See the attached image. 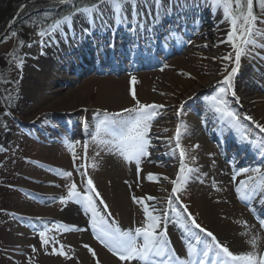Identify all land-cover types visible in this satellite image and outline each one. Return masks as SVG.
Instances as JSON below:
<instances>
[{"label":"rangeland","instance_id":"rangeland-1","mask_svg":"<svg viewBox=\"0 0 264 264\" xmlns=\"http://www.w3.org/2000/svg\"><path fill=\"white\" fill-rule=\"evenodd\" d=\"M210 1L212 2V0ZM151 3L152 0H148V4L150 5ZM256 3L257 7L255 8V6H253V10L255 8L256 12L263 14V16L258 18L256 22V29H258L259 34L253 37L259 47L253 48L250 52L242 55L241 59L246 63L259 66L264 63V23H260V21H264V10L260 8L259 0H256ZM44 6H46V4L43 3H36L28 6L26 14L29 15L31 13L34 15L36 14V9L43 8ZM149 7L150 6L143 7L141 9V15L138 16L134 22L133 20H127L125 22L118 23L109 12L108 18L114 22L116 29H113L112 33L99 40L100 43L102 44V41H105V39L109 37L108 40L111 44L106 46L110 45V47H113L112 39L114 38L112 37V34H117L115 36L119 37L121 33H125L123 28L120 27L122 24L131 22L136 23L139 18L144 20L148 19L150 17ZM213 8L215 11L217 9L221 11L218 12L217 15L222 13L224 16L222 7H215L213 5ZM152 13L156 18L158 17L157 13ZM26 14L23 16L24 19L18 18L15 22L18 24L25 22L27 19ZM125 15L130 16V13H126ZM29 17H31V15ZM99 19L100 18L96 19L95 22H92L91 18H86L84 15H75L70 26L65 24L55 33L42 38L34 33L33 30H28L31 27L28 22H26L27 25L25 23V26H27L26 29L21 30L22 33H28L27 35L29 37V41L23 51V60L19 67V79L17 76L18 81L16 83V87L14 88L13 96L8 98L10 101L18 100V103L21 102V104L18 107L13 106L12 109H14L12 110V115H8L7 120L9 121L6 123L3 122L0 125V168L1 170L8 171L10 174L11 178L9 179V182L16 177V180L22 189L29 192H27L28 197H25L23 200H15L14 198L11 200V197L6 196L8 198H5L4 200L0 198V203L3 204L8 202V205H10L9 209L16 215H20L34 221H40V223L37 224L40 228H44V224H47L48 227L52 229L48 235L55 236L58 243L55 245L49 244L46 247H41L39 236L36 235L33 230V226L31 224L28 225L27 221L21 226L28 231L27 234H22L20 231L18 232L16 230L17 232L13 237L10 235L8 236L5 231L9 229V227L7 228V226L1 222L2 218L0 217V240L6 242L8 245L5 248L7 252L4 250L0 251V264H97V260L99 261V264H102L98 254L99 251H102L105 255H107L110 258V261H115L111 258L109 251L99 242V240L96 239L97 234H93L88 237L86 236L85 231L59 232L54 229L53 225L56 222L63 223L70 227L78 226L73 224L75 215H68V221L57 218L52 221V219L49 218L41 220L40 217L42 216H35L31 212L32 210L42 206L54 215L59 214V211L66 207L69 202L68 201L66 204H61L59 202V198L61 196L67 197L68 189L66 185L74 182L77 185V190L83 195V189L89 178L93 181L94 187L100 193L101 198L109 208L111 216L116 219L114 221L117 225L118 223L120 224L119 218L111 211L103 195L104 186H109L107 184L109 181H104L102 173L103 162L108 158L114 159L117 163H123L125 167H127V164H131L127 169L130 173L129 175L132 178V181L133 175L138 177L135 178L136 185H132V187L127 188V193H129L128 198L135 205V207H132V211H135L134 208L138 209L141 217L139 223H134V214H132V225L124 228V231H130L134 230L136 227L142 226L144 222L142 212L144 205L140 204L141 206L137 207L138 203L133 201V196L135 195H131L133 190H141L140 181H145L147 185L152 183L158 186L160 190L159 194L162 193L159 195L161 196L159 198V202H161L159 213H163V209L168 208L167 198L171 194L173 187L171 181L175 180L179 172V153L181 149L186 152L185 164L188 167H194L197 165V160L200 156L206 155L207 157H213L215 154H218L219 151H223L225 154L231 155V159L233 156H236L235 151L236 148H239V141H237L234 145L236 148L230 146L228 150H225L221 148V144H218L215 139L210 138L212 135L215 137L218 136L219 139L217 141L219 142L220 140L223 142L226 140L224 138H228L229 135H232L230 130H228L227 134H225L224 130L228 125L221 127V122L216 121L219 119L213 110V103L211 100V97L217 94V82L222 79H218L212 84L209 83L212 81L211 77L215 75L216 72H221V69L214 66L218 61H216L215 57L212 55L215 54L213 51H203L202 57L198 58L199 49L195 48L193 38L187 39L185 47L179 53L167 55L165 57L166 61L164 60L163 62L151 65L152 68L150 70L132 69L131 71V61L125 63L123 59L118 64L120 67L116 68L117 72H111V65L106 63L101 67H98L99 65L97 64V61H100L103 58L100 55L101 50L95 49L96 47H90L91 50L84 52L83 55H86L85 59L91 63L93 62L90 59L95 58L93 59L95 62V64L93 63L94 70L89 72L86 70H80L78 73L80 76H74L76 79L70 80L67 82L65 87L59 88L57 81L62 80L63 76H73V74L69 73L68 68L71 64L73 65L76 62L78 63V54L72 53L71 56L62 58L60 63L57 62V60H59L57 55L56 61L53 63L51 68L52 72L50 73L48 79L50 82H48V84H50L48 86L49 89L46 90V86L39 91L43 93L42 95L38 93L37 95L32 96L28 90V86L31 87V84L34 82V75L37 71L34 67H37L39 58L47 51L48 44L52 43L51 48L56 51L59 46L67 40L69 35L71 38H74L75 34L71 31L74 23L80 26L77 27L79 28L77 31L83 32L85 30L84 33H91V31H96L95 29L99 26ZM210 19L214 18L210 17ZM225 23L226 31L219 40L226 43V45L224 43L225 47L223 50L227 51L226 53L221 51L222 57L228 55L229 53L232 54V59L230 61L224 60V63L228 65V71H230L231 67L235 65V52L231 47V44L226 42L228 32L231 30L230 21L225 19ZM6 24L3 25L2 31L0 32V55H7L15 43L12 33L6 31ZM106 25L104 24V26ZM142 27L147 29V26ZM8 29L10 28L8 27ZM173 35L177 40L180 37V33H174L170 37ZM164 40L165 39H162L161 41L164 43ZM151 42L153 43V41ZM151 42L149 41V43H146L148 48ZM210 43L211 42H209V44ZM29 45L31 46L29 47ZM91 45H94V43H90V46ZM67 47H70L69 43ZM249 47L251 48L252 46ZM113 48L123 50L126 54L130 51V47L126 45H120ZM109 53L111 52H108V54ZM160 57L163 59L162 55H160ZM189 59L190 63L186 69H182L178 66V62L185 63ZM59 64L67 67V72H65V70L59 71ZM119 69L120 71H118ZM5 74L10 75V69L0 73V76L3 77ZM224 75H227L224 71L218 74L219 77ZM133 76L136 79L135 84L130 83ZM3 81L4 80L2 79V83H0L1 87L3 84L5 85ZM57 89H61L62 91L56 95L54 90ZM131 91L135 92L136 98L141 104H157L163 106L156 110V115L152 121V126L149 131L148 158H141V162H144V164L147 163V166L159 163L156 167L162 170L164 174L158 177L157 181L150 182L146 179V176L143 177L144 169L141 164V172L139 176L136 175V164L134 161L129 163L114 152L101 150V148L98 147L91 138V133L95 129V124L98 122V118L102 119L105 112L123 113L124 117L128 116V113H125L123 110L135 106V101L132 99L130 94ZM149 96H151L153 100H150ZM195 98H198L203 102L205 101L210 105V107L212 106V109L208 111L200 108V110L197 111L196 106L198 104L195 102ZM226 99L228 101L229 109L238 116L240 128L237 130L244 135L253 136L257 128L252 126L249 121L243 119L247 111H244V107H240V105H238L239 103L233 100L231 93L227 95ZM248 100V104H250L249 109L252 108L254 110L256 98H248ZM182 105L186 106V109L177 118V112L181 109ZM210 114L211 116L207 119V116ZM185 116L192 118L194 121L198 120L197 122L199 123L202 122L203 124H206L207 141L203 150L201 144L197 141V135L193 139V137H189L190 135L185 133L186 130V132H188V129L194 128L186 127L181 129V134L183 133L179 139L181 148L175 147L177 143L175 138L176 136L173 137L171 133L174 130L176 134L177 127L178 125H182L181 123H183ZM248 116H251L254 121L264 124L263 120L261 121L256 118L252 111H250ZM5 125L7 127H5ZM30 125H32L34 129H31ZM36 125H39V129ZM26 129L28 133L24 131ZM55 130H58L59 133ZM50 134H52V136H50ZM260 136L264 138L262 134H260ZM21 141L25 142L23 147L24 151H20L19 149L21 148L19 147ZM65 141L71 145V149L66 146ZM85 145H87L86 151ZM195 145H199V147L194 148ZM257 150H264V140L262 138H258L255 146L252 144L241 151L238 156V161H234V163L238 166L239 164L242 165V162L245 161L246 165L237 169L236 172L247 178L248 176H254L257 180H259L260 177L255 173H252L251 171L247 173L244 172L245 169L250 170L259 168L261 170L260 176H264V158L262 160L257 158ZM13 151H17L18 155L19 152H21V156L23 157L16 160L14 167L10 166V164L13 163L10 160L12 156L10 153ZM251 152L253 156L256 157L254 161H251L252 157L248 159L245 157L246 153ZM74 154L76 157L75 160ZM193 156L196 158L194 163L191 159ZM2 163L4 164L2 165ZM4 171H0V175H2ZM58 172H72L73 175L70 179H64L57 175ZM81 173H86V175L82 176ZM141 177L143 178L140 179ZM164 177H167L168 179H164ZM125 184L126 186H130L128 183ZM2 193L5 195V192H2L1 190L0 195ZM210 193L207 196V200H211ZM177 195L179 196L180 202L188 207V212L192 214L197 222L202 227L207 228L206 223L201 220L198 209L193 202L190 181L181 187V191L177 193ZM141 196H143V194ZM34 197L37 198L34 199ZM135 197L138 198V196ZM173 200L175 201V197H173ZM81 206L82 208L78 210L79 212H77L78 217L85 214L83 205L80 204V207ZM173 207L179 208V205L173 203ZM1 208H3L2 205H0V209ZM180 210L182 212L183 209ZM168 215L172 216L171 221L176 220V215L170 210ZM76 228L81 229L85 228V226L83 224L82 226H78ZM81 235L86 236V238H81ZM69 237H73L72 239L74 241L69 239ZM60 245L65 246L64 251L70 258L66 259L64 256L52 254L53 246L57 249V251H60ZM84 245H88L94 250L96 253L95 259L92 254L89 253L88 249L84 247ZM33 246L37 249L36 252H33ZM247 246V251L253 250L251 245L248 244ZM263 247L264 246H261V244H258V251L264 252ZM79 254L82 255V258H84L83 262H81V259L78 256ZM12 258L19 261L12 263ZM112 262L109 264H114ZM123 263H126V261H119L116 264Z\"/></svg>","mask_w":264,"mask_h":264},{"label":"snow or ice","instance_id":"snow-or-ice-1","mask_svg":"<svg viewBox=\"0 0 264 264\" xmlns=\"http://www.w3.org/2000/svg\"><path fill=\"white\" fill-rule=\"evenodd\" d=\"M60 5L71 4L72 10L55 20L47 29H44L38 33L41 37L49 36L55 33L58 29L65 24L71 25L72 19L75 15H84L86 18H91L97 14L102 15L106 9L116 19L118 23L125 22L127 20H135L141 15V9L145 6H150L148 0H89L83 4V6L76 7L80 0H56ZM152 3L157 8V14L162 5V0H152ZM212 4L215 7H222L225 19L230 21L231 30L227 35V43L231 44L235 52V65L228 71L227 65L224 68L223 80L218 81L216 87V95L211 97L213 103V110L215 113L220 114L222 119H226L227 123L232 128L239 129V119L228 107L227 95L231 93L236 102L239 103V98L236 97L234 90V77L238 72L242 55L250 52L253 48L259 47L253 39L254 36L259 34L256 29V22L258 17L254 14L253 6L254 0H212ZM259 6L264 10V0H259ZM22 10V9H21ZM126 13H130V16H126ZM264 23V21H260ZM13 36L17 33L13 32ZM23 45V41H21ZM31 45H29L30 47ZM249 46H252L251 48ZM223 60L230 61L232 54L222 57ZM19 66V65H18ZM223 74V73H222ZM130 83L135 84L136 79L133 76ZM132 99L135 101V106L132 108H126L123 111L128 113L127 117H124L123 113H108L103 114V118L99 119L95 124V129L91 133L92 140L103 151L114 152L121 156L126 162H135L137 175L141 172L140 163L142 157L149 155V131L152 126V121L155 118L156 110L163 107L157 104H141L136 98L135 92H130ZM183 112V105L177 112L179 117ZM244 120L255 128L259 129L261 133H264V124L256 122L251 116L244 115ZM5 127H7L5 125ZM181 127L178 125L176 131V148H181L179 139L181 136ZM242 140L247 141L248 136L242 134ZM66 146L71 149V145L65 141ZM199 145H195L194 148H198ZM87 145H85V151ZM99 154V153H97ZM74 154V160H75ZM180 166L179 172L171 183L173 185L171 194L167 198L168 209H165L162 215L154 214L157 209L150 204H145V200L154 201L156 198L149 195L144 198H137L133 196V201L144 205V222L142 226L136 227L134 230L122 231L117 223L113 220L110 224L97 210L96 200L100 204H104V211H107V205L101 198L100 193L96 190L91 179L87 180L86 186L83 189V195L77 190V185L73 182L66 185L68 192L67 197L61 196L59 202L66 204L68 201H74L83 205L85 214H91L89 219V225L91 226L93 233L96 235V239L110 252L113 256H116L120 261H137L138 264H208L211 254V264H264V252L258 251V239L253 237L247 241L252 247V251L243 252L240 254H234L228 247L222 245L211 232L197 223L196 219L188 212V207L179 200L177 193L181 191V187L186 185L191 179L194 173L198 172V169L188 167L185 164L186 152L181 149L179 153ZM193 163L195 157H191ZM94 166V165H93ZM251 171L259 176V180L254 176H248L247 180L239 181V187L235 189L238 199L242 202L253 200L258 193H261V199L259 202L264 205V176H260L261 170L259 168L245 169L247 173ZM57 175L64 179H70L72 172H58ZM86 175V173H81ZM236 175H239L237 173ZM148 181H157L158 177L152 173H149L146 177ZM164 179H168L164 177ZM235 180V175L233 176ZM215 187V185H214ZM94 193L95 197L91 194ZM175 197V201L173 200ZM173 203L179 205L180 209H183V214L186 215L188 221L191 222L190 226L184 224L182 221V214L176 208L173 207ZM150 208L152 209L150 211ZM169 210L177 217V221L182 223L185 232L191 235L197 245H202L197 249L192 243L187 246L188 259H180L175 251L169 247L166 239V231L160 230L162 219H166ZM251 210V209H250ZM39 219V218H38ZM246 225V222H245ZM261 228H264V220L260 221ZM54 229L59 232L80 231L81 229L74 226L70 227L60 222H56L53 225ZM192 229H198L204 236L210 237L211 240H201V238L192 232ZM52 231L47 224H44L43 230L39 231L41 247H46L49 244L55 245L58 243L55 236H49L48 233ZM243 234V233H242ZM64 245H60V251L53 246L52 254L64 256L66 259L70 258L64 251ZM92 254L93 258H96L94 250L84 245ZM33 252L37 249L35 246L32 248ZM97 264L99 261L97 260Z\"/></svg>","mask_w":264,"mask_h":264},{"label":"bare ground","instance_id":"bare-ground-1","mask_svg":"<svg viewBox=\"0 0 264 264\" xmlns=\"http://www.w3.org/2000/svg\"><path fill=\"white\" fill-rule=\"evenodd\" d=\"M171 2V0H162V3L165 4ZM178 5L180 6V9L177 8L176 10H181V12H184V8L187 11V15L191 20L193 18H196L199 20V23L195 25L194 28V46L196 49H199L198 51V58L202 57L203 51H213L215 54H212L215 57V60L218 61L215 63V67H219L221 69V72L224 71V68L227 64H225L224 60H222V52L226 53L227 50H223L226 43L221 42L219 39L223 36V34L226 31L225 28V19L222 14L215 15L213 18L210 19L209 14L211 12L202 7V5L197 1L190 3L186 2V5H180L183 3V0H177ZM167 8V7H166ZM150 17L146 20L139 18L136 24L139 25V28L142 27L141 24L145 23V25L149 26V29H154L155 25L154 22H156V18L152 12L157 13L156 6L151 3L150 4ZM152 9V10H151ZM193 10V11H192ZM108 13L106 9L103 11L101 20L99 24H110L111 26H114V22L108 18ZM100 15V14H98ZM96 15L95 17L99 16ZM181 18V17H180ZM195 20V19H194ZM97 26V24H96ZM133 26V24H131ZM73 27V26H72ZM80 27V26H78ZM74 30L78 29L77 27L73 28ZM181 30V29H180ZM174 31V30H173ZM170 31L165 34L167 36ZM196 38V39H195ZM218 40V41H216ZM192 42V40H191ZM209 42H211L209 44ZM225 43V45H224ZM51 44H48V49L46 52L42 54V57L39 58L37 67H34L37 71L34 75V82L31 84L32 86H28V90L32 94V96L37 95L40 93L41 95L43 93L39 92L42 90V88L48 86V75L50 73V68H52L53 63L55 62L56 56L60 54V52H57L51 48ZM190 63V59L183 63L178 62V66H180L182 69H186L188 64ZM236 65H233L234 67ZM228 67V65H227ZM231 67V68H232ZM89 68V67H87ZM254 70V71H253ZM231 71V70H230ZM221 72H216L215 75L211 77L212 81L209 84H212L216 80H218L219 77L218 74ZM260 72L263 73L260 76ZM223 77V76H222ZM67 79L63 78L59 82V87H65L67 84ZM50 83V82H49ZM234 90L236 97L239 98V104L240 107H244V111H247V115L250 114V111L253 112V114L256 116V118L263 120L264 122V64L259 66H254L252 64L246 63L243 60L240 61V65L238 68V72L234 77ZM185 85V84H182ZM62 91L61 89L54 90V93L56 95ZM261 92V93H260ZM249 96V97H248ZM150 100H153L151 96H149ZM248 98H256L255 104V112L252 108L249 109L250 104ZM196 99V98H195ZM235 100V98H233ZM246 99V100H244ZM236 101V100H235ZM119 102V101H116ZM200 106H196L198 109L202 108L204 110H208L211 108L208 104L205 105L203 101H199ZM203 103V104H202ZM192 107V106H191ZM186 109V106H183V111ZM210 115L207 116V118ZM182 127L183 128H194V129H188V132L185 131L187 135H190L189 137L195 138L197 135V141L199 144H201L202 150L205 148L204 145H206L205 138L202 137V134L205 129V125L201 122L194 121L190 117H184ZM255 118V119H256ZM176 124V123H175ZM262 124V123H261ZM259 131V130H258ZM255 132V134L250 138L249 142L254 143L258 137L264 138L260 136L262 134L264 136V133H261L259 131ZM183 132V131H182ZM183 134V133H182ZM237 134V133H236ZM171 135L175 136V131L173 130ZM238 137L242 140V135L238 134ZM242 149V147L240 148ZM241 152V151H240ZM239 153V152H238ZM261 151H258V156L261 154ZM248 156H253L252 153L248 154ZM264 157V153L262 158ZM144 162H141L143 164ZM131 165V164H129ZM123 165V163H117L114 159L108 158L103 162V177L104 181L108 180L107 185L104 186L103 189V195L108 203L111 211L119 218V222L121 227L124 229L127 226L132 225V214H134V223H139L141 217L140 213L138 212V209L134 208L135 211H132V207H135L133 202L128 198L129 193H127V188L132 187V185H136V180L133 175V181L130 177V173L128 172V167ZM156 165H159V163L152 164L147 166V163L145 165H142L144 169L143 177L152 173L157 177H160L164 174V172ZM193 168L198 169V172L194 173L192 176V179L190 180V186L192 187V198L193 202L195 203L199 216L204 223L207 225L208 231H211L217 238V240L224 246L228 247L231 252L234 254H240L243 252H246L248 250V244L247 241L253 237H257L258 244L261 246H264V228H261L257 223H255L248 213H251L254 216H262L264 214V205H262L259 200L261 199V193H258L256 198L253 200L245 201V203L248 204L247 212L241 208L237 202L241 201L237 197V193L235 189L239 187V181L244 180L240 176H235V180L233 179V176H230V174L233 171V167L228 165L227 162L225 164V161L222 160L218 155H214L213 157H207L206 155L200 156L197 160V165H195ZM141 177L140 179H142ZM126 181V182H125ZM125 183L130 184V186H126ZM141 187L140 191L133 190V193L131 195H135L140 197H147L149 195L153 197H160L159 195V188L155 184L147 185L145 181L139 182ZM215 185V187H214ZM233 190V194H232ZM142 192V193H141ZM211 192V193H210ZM141 193V194H140ZM211 196V200H207V196ZM51 194V193H50ZM143 194V196H141ZM140 195V196H139ZM151 204H154L155 201H148ZM156 205V203H155ZM251 209V210H250ZM33 215L35 216H42V217H50L53 216L63 219L64 221H68V215L72 216L74 213L73 207H68L66 210H64L63 214L56 216L53 215L51 212L44 208L38 207L35 210L31 211ZM182 221L184 224H186L184 218L182 217ZM74 222H77V218L74 220ZM246 222V225H245ZM168 229L170 230L169 234L171 233V245L169 247L175 251L176 254L183 253L185 249H187V246L189 243H192L197 249L201 248L202 245H197L194 238L187 234L182 226L181 222H178L176 220L175 223H169ZM166 226L160 225L161 231H167L168 230ZM168 230V231H169ZM26 233V231H24ZM175 232H179L182 239H179L178 242H175L173 239V236H175ZM243 233V234H242ZM201 240H208L210 241V237L204 236L203 233L197 234ZM73 237H69V239H72ZM81 238H86V236L81 235ZM73 240V239H72ZM74 241V240H73ZM187 245L186 247H183ZM250 245V244H249ZM264 248V247H263ZM99 257L102 264H109L110 261L109 257L105 255L102 251H99ZM185 255V254H184ZM81 259V262H83L84 258H82V255H78ZM211 257V254H210ZM112 263L116 264L115 261ZM211 264V263H210Z\"/></svg>","mask_w":264,"mask_h":264},{"label":"trees","instance_id":"trees-1","mask_svg":"<svg viewBox=\"0 0 264 264\" xmlns=\"http://www.w3.org/2000/svg\"><path fill=\"white\" fill-rule=\"evenodd\" d=\"M27 0H0V32L2 31L3 25L9 20L11 15L15 12L18 6ZM89 2V0H80V2L76 5V7L83 6L84 3ZM72 9L64 8L60 13H54L52 11L49 12H41L36 16V19L33 21L30 20L28 24L31 25L32 29L36 30V32H40L44 29H47L49 25L53 22V20L60 18L68 14ZM28 10L25 9L20 16H24ZM27 15V14H26ZM27 25V24H26ZM27 26L24 23L18 24L17 22L11 28L10 32L17 33L14 36L15 43L12 47L9 55H0V73L4 70H7L9 65L8 63L18 61L20 59V49H21V41H25L28 38V33L21 32V30H25ZM30 27V28H31ZM29 30V29H28Z\"/></svg>","mask_w":264,"mask_h":264},{"label":"water","instance_id":"water-1","mask_svg":"<svg viewBox=\"0 0 264 264\" xmlns=\"http://www.w3.org/2000/svg\"><path fill=\"white\" fill-rule=\"evenodd\" d=\"M46 1H52V0H46ZM53 1H54V0H53ZM25 4H26V3H25ZM25 4H22V5L18 8V10L16 11L14 17L16 16V14L19 13V11L22 9V7H23ZM14 17H13V18H14Z\"/></svg>","mask_w":264,"mask_h":264}]
</instances>
